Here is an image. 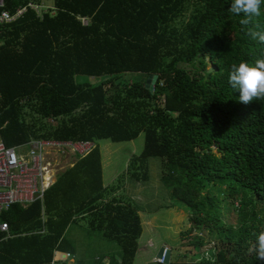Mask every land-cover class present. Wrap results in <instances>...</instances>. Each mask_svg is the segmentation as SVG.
<instances>
[{"label":"trees","instance_id":"obj_1","mask_svg":"<svg viewBox=\"0 0 264 264\" xmlns=\"http://www.w3.org/2000/svg\"><path fill=\"white\" fill-rule=\"evenodd\" d=\"M45 2L53 6L41 16L29 9L0 24L6 146L128 142L144 133L129 177L149 181V160L162 158L172 196L203 232L184 245H222L216 262L170 264H264L246 253L253 233L264 231V100L241 103L228 83L230 66L259 58L264 45L229 12L231 0H6L0 13ZM261 12L264 25V2ZM79 75L104 80L82 82ZM121 76L131 80L120 85ZM150 76H158L153 91L146 88ZM119 188L104 186L97 144L59 176L43 205L13 206L1 216L12 236L0 234V264H51L54 250L74 253L66 232L82 220L123 252L121 261L114 255L109 263L105 256L79 264H135L141 208L116 195ZM239 201L243 221L234 228L223 220V203Z\"/></svg>","mask_w":264,"mask_h":264},{"label":"rangeland","instance_id":"obj_2","mask_svg":"<svg viewBox=\"0 0 264 264\" xmlns=\"http://www.w3.org/2000/svg\"><path fill=\"white\" fill-rule=\"evenodd\" d=\"M44 5L41 15L43 11H47L53 6L52 2H45ZM85 21L88 22V19L85 18ZM209 65L213 69L212 64ZM129 78V76H121L116 82L120 85H124V82L128 84L131 80ZM77 80L99 83L104 80V77L79 75ZM144 141L145 135L142 133L137 139L128 142L115 143L110 140H101L97 143L102 155L103 183L106 186L119 184L120 188L116 191V195L131 199L141 208L144 231L140 239V250L135 264H150L163 246L166 249H171L170 261L172 262H186L194 258L216 262V254L221 250L219 247L222 246L218 241L209 243L202 250L184 245V239L189 241L196 235L202 236L203 232L198 228L195 229L196 226L192 221L193 212L172 196L171 188L163 178L162 158L156 157L149 160L151 171L149 181H136L127 174L130 160L140 155ZM71 160L76 164L81 159L73 157ZM241 210L240 201L235 204L224 202L223 220L228 224H233L234 228L240 227L243 221L240 216ZM66 237L74 248L76 258L93 263L106 256L104 261L109 263L111 257L116 255L120 261L122 260L120 257L123 252L121 245L116 240L105 237L102 230L89 227L86 220L71 224L66 232ZM65 259L67 262L71 257H65Z\"/></svg>","mask_w":264,"mask_h":264},{"label":"built area","instance_id":"obj_3","mask_svg":"<svg viewBox=\"0 0 264 264\" xmlns=\"http://www.w3.org/2000/svg\"><path fill=\"white\" fill-rule=\"evenodd\" d=\"M5 4L6 0H0V9L5 7ZM44 7V4L30 3L15 14L3 11L0 13V24L16 22L29 9L41 16ZM83 22L88 24L85 18ZM3 97L0 85V103ZM96 147L94 141L57 139H32L27 144L8 147L1 136L0 125V234L6 238L12 236L9 224L1 219L5 212L13 206L27 209L36 203L43 205L47 191L56 183L58 176L75 165L71 159H84ZM64 256L72 257L68 252L63 253V258ZM164 261V256L155 257L150 264H164Z\"/></svg>","mask_w":264,"mask_h":264},{"label":"clouds","instance_id":"obj_4","mask_svg":"<svg viewBox=\"0 0 264 264\" xmlns=\"http://www.w3.org/2000/svg\"><path fill=\"white\" fill-rule=\"evenodd\" d=\"M264 0H231L229 12L242 17L239 21L247 35L260 45H264V25L259 22L262 15L261 4ZM228 83L239 92V101L249 104L253 100H264V48L260 57L252 62L240 61L230 66ZM254 242L247 247L246 253L264 262V231L253 233Z\"/></svg>","mask_w":264,"mask_h":264},{"label":"crops","instance_id":"obj_5","mask_svg":"<svg viewBox=\"0 0 264 264\" xmlns=\"http://www.w3.org/2000/svg\"><path fill=\"white\" fill-rule=\"evenodd\" d=\"M101 157H102V155H101ZM72 167H74V166H70V168H72ZM102 169H103V164H102ZM104 182V181H103ZM104 186H106L105 185V183H104ZM107 187V186H106ZM65 251H61V250H54V256H53V259H52V261H51V264H67V262H70V264L71 263H73V264H79L81 261H85L84 259H79V258H76L75 257V252L74 253H70L71 254V259H68L67 260V262H66V259L65 258H63V253H64ZM67 252V251H66ZM65 252V253H66ZM68 253H69V251H68ZM100 257V256H99ZM98 257V258H99ZM152 262V261H151Z\"/></svg>","mask_w":264,"mask_h":264},{"label":"water","instance_id":"obj_6","mask_svg":"<svg viewBox=\"0 0 264 264\" xmlns=\"http://www.w3.org/2000/svg\"><path fill=\"white\" fill-rule=\"evenodd\" d=\"M157 80H158V76H150L149 79L147 80L146 88L150 89V91H153ZM171 253H172L171 249H166V247L163 246L160 249L157 257L158 258H163V256H164V258H165L164 264H170V262H171L170 261L171 260Z\"/></svg>","mask_w":264,"mask_h":264}]
</instances>
